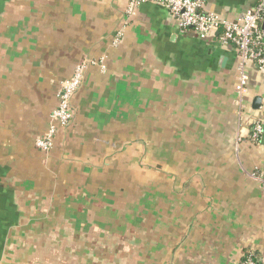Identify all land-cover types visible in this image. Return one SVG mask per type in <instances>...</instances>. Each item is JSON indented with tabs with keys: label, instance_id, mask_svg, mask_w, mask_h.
<instances>
[{
	"label": "crops",
	"instance_id": "1",
	"mask_svg": "<svg viewBox=\"0 0 264 264\" xmlns=\"http://www.w3.org/2000/svg\"><path fill=\"white\" fill-rule=\"evenodd\" d=\"M260 1L204 0L203 10L237 22ZM128 3L5 2L0 264H240L247 254L264 264V139L252 137L264 68L248 64L243 109L235 47L183 32L160 5L128 14ZM80 67L75 118L41 153ZM143 159L151 166H136Z\"/></svg>",
	"mask_w": 264,
	"mask_h": 264
},
{
	"label": "built area",
	"instance_id": "2",
	"mask_svg": "<svg viewBox=\"0 0 264 264\" xmlns=\"http://www.w3.org/2000/svg\"><path fill=\"white\" fill-rule=\"evenodd\" d=\"M157 4L167 8L174 18L177 27L183 32H193L202 41H211L216 37L222 45L235 47L240 62L238 65L239 77L236 86L238 105L245 108V97L248 93L249 63H257L264 68V0L255 7L246 9L237 22L228 21L219 15L203 10L204 0H129L127 13L133 14L137 7L144 4ZM122 33H119L115 44H118ZM84 67H80L73 78L63 84L60 105L51 116V126L47 133L37 140V147L51 152L54 147V138L58 133L55 122L64 128L71 125L75 115L72 100L81 86ZM264 110V106L261 107ZM252 137L256 140L264 139V116L252 124ZM240 264H263L252 256L245 257Z\"/></svg>",
	"mask_w": 264,
	"mask_h": 264
},
{
	"label": "rangeland",
	"instance_id": "3",
	"mask_svg": "<svg viewBox=\"0 0 264 264\" xmlns=\"http://www.w3.org/2000/svg\"><path fill=\"white\" fill-rule=\"evenodd\" d=\"M1 1L2 2H4L3 3V7L1 8L0 7V11H1V9H3L4 7H5V2H6V0H0V3H1ZM2 13L3 12H0V17H2ZM74 98V97H73ZM72 102H73V100H72ZM262 118V117H261ZM260 118V119H261ZM55 124V126L59 129L58 130V133H57V135H56V137L54 138V147H53V149L52 150H54V148H55V145H56V143H57V139L59 138V134L61 133V131H62V129H64V127L63 126H61V124L60 123H58V122H55L54 123ZM50 126H51V118H50V121H49V128H48V130L50 129ZM142 144L143 142H134V145H138V144ZM142 145H145V144H142ZM160 147L159 146H154V148H152V149H150L151 151H153V149H155V150H158ZM41 153H44V154H47V152L46 151H42V150H40V149H38ZM51 150V151H52ZM162 155L163 154H156V155H154L155 156V160H157V161H159L158 162V164L159 165H161V166H163V164H168V167L169 168H171V166L173 167V168H183V169H185V166H183V165H185V163H183V164H180L179 162H177V163H175V161H171L170 163L169 162H166V161H163L162 159H164L163 157H162ZM165 160V159H164ZM133 163H131L130 162V165H132ZM136 164V166H140L141 164L143 165V166H151V165H149V164H147V163H145V159H143L142 160V163L140 162V161H138L137 163H135ZM145 164V165H144ZM150 164H152L151 162H150ZM178 166H180V167H178ZM143 169V168H142ZM145 193H148L147 194V196H151V194L153 193V189H151L150 187L144 192V194Z\"/></svg>",
	"mask_w": 264,
	"mask_h": 264
},
{
	"label": "water",
	"instance_id": "4",
	"mask_svg": "<svg viewBox=\"0 0 264 264\" xmlns=\"http://www.w3.org/2000/svg\"><path fill=\"white\" fill-rule=\"evenodd\" d=\"M263 29H264V23H263ZM226 62H227V59H222V61H221V65H222L223 67H225ZM261 103H262V99H261L260 97L256 98V99L254 100V103H253V108H254L255 110H258V109L260 108V106H261Z\"/></svg>",
	"mask_w": 264,
	"mask_h": 264
},
{
	"label": "trees",
	"instance_id": "5",
	"mask_svg": "<svg viewBox=\"0 0 264 264\" xmlns=\"http://www.w3.org/2000/svg\"><path fill=\"white\" fill-rule=\"evenodd\" d=\"M3 3H4V2L1 1V3H0V7H1V8L3 7ZM1 11H2V9H1ZM1 11H0V12H1ZM249 256H252V255H251V254H247V255H246V257H249ZM252 257L254 258V256H252ZM254 259H255V258H254ZM258 262H260V261H258Z\"/></svg>",
	"mask_w": 264,
	"mask_h": 264
}]
</instances>
